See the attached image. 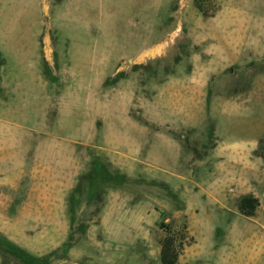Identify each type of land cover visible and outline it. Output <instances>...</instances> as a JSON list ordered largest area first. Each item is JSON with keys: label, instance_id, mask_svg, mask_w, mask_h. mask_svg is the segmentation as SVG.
<instances>
[{"label": "rangeland", "instance_id": "374dc122", "mask_svg": "<svg viewBox=\"0 0 264 264\" xmlns=\"http://www.w3.org/2000/svg\"><path fill=\"white\" fill-rule=\"evenodd\" d=\"M164 225L264 264V0H0V264H162Z\"/></svg>", "mask_w": 264, "mask_h": 264}, {"label": "trees", "instance_id": "16d2710c", "mask_svg": "<svg viewBox=\"0 0 264 264\" xmlns=\"http://www.w3.org/2000/svg\"><path fill=\"white\" fill-rule=\"evenodd\" d=\"M197 7L204 13H208V10L201 4H197ZM259 205L258 198L252 195L246 196L241 200L240 212L247 217H254ZM163 228L166 230V235L162 240L161 262L162 264H178L185 247L186 227L183 232L178 234L167 225H164Z\"/></svg>", "mask_w": 264, "mask_h": 264}]
</instances>
